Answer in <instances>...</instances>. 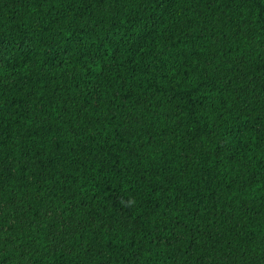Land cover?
<instances>
[{
  "label": "trees",
  "instance_id": "1",
  "mask_svg": "<svg viewBox=\"0 0 264 264\" xmlns=\"http://www.w3.org/2000/svg\"><path fill=\"white\" fill-rule=\"evenodd\" d=\"M0 264H264V0H0Z\"/></svg>",
  "mask_w": 264,
  "mask_h": 264
}]
</instances>
